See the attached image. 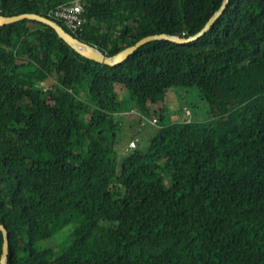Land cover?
Masks as SVG:
<instances>
[{"label": "trees", "instance_id": "trees-1", "mask_svg": "<svg viewBox=\"0 0 264 264\" xmlns=\"http://www.w3.org/2000/svg\"><path fill=\"white\" fill-rule=\"evenodd\" d=\"M76 1L82 32L51 15ZM223 2L0 0V16L50 18L112 57L195 36ZM176 87L211 121L168 120ZM129 112L157 128L147 149H121ZM0 225L8 264H264V0H230L198 40L116 66L36 20L0 27Z\"/></svg>", "mask_w": 264, "mask_h": 264}, {"label": "water", "instance_id": "water-1", "mask_svg": "<svg viewBox=\"0 0 264 264\" xmlns=\"http://www.w3.org/2000/svg\"><path fill=\"white\" fill-rule=\"evenodd\" d=\"M229 1L230 0H224L221 8L210 18L206 26L195 36H192L189 38H183V37L181 38V37L171 36L167 34L149 36V37H146L140 40L135 45L124 49L123 51L119 52L118 54L112 57H109L103 54L97 48L91 45L81 42L80 40L75 38L73 35L68 33L59 23L55 22L54 20L50 18H45L37 14H21L17 16H0V27L18 23L26 19L36 20L54 29L56 33L58 34L59 38L63 39L80 55L86 57L87 59L98 62L102 65L116 66L124 62L126 59H128L139 48L143 47L144 45L152 41L167 40V41L174 42L177 44H188L195 40H198L210 30V28L213 26L215 21L219 18V16L225 10ZM0 231H2L3 236H4L3 252L1 255L0 263L8 264V256H9V251H10V235H9L8 230L3 225H0Z\"/></svg>", "mask_w": 264, "mask_h": 264}, {"label": "rangeland", "instance_id": "rangeland-1", "mask_svg": "<svg viewBox=\"0 0 264 264\" xmlns=\"http://www.w3.org/2000/svg\"><path fill=\"white\" fill-rule=\"evenodd\" d=\"M133 5L136 7L135 3ZM167 95V100L164 104L166 105L168 120L208 122L213 118L208 103L200 97L196 89L176 87L170 89ZM186 110H190L191 114L187 115ZM122 120L125 121V124L127 122V125L124 126L127 130L123 128L126 139L121 149L124 148L128 139L131 140L133 138H138V144H136V147L141 148L142 150L147 149L149 147L150 138L153 136L157 128L151 126L140 128L137 122V120H140L139 115L132 114L131 112L127 113V117L124 116V119ZM151 121L152 120L145 119L143 125H150ZM120 151L121 150L119 149V152ZM74 229V227H71L64 230L56 237H49L44 245L57 249L60 243L64 242L66 237L69 236Z\"/></svg>", "mask_w": 264, "mask_h": 264}, {"label": "built area", "instance_id": "built-area-1", "mask_svg": "<svg viewBox=\"0 0 264 264\" xmlns=\"http://www.w3.org/2000/svg\"><path fill=\"white\" fill-rule=\"evenodd\" d=\"M82 11V5L76 1L53 9L51 15L54 18L61 20L70 30L82 32L81 27L84 24L81 17ZM44 90L47 91L48 88H44ZM136 144L135 141L131 142V148H136Z\"/></svg>", "mask_w": 264, "mask_h": 264}, {"label": "bare ground", "instance_id": "bare-ground-1", "mask_svg": "<svg viewBox=\"0 0 264 264\" xmlns=\"http://www.w3.org/2000/svg\"><path fill=\"white\" fill-rule=\"evenodd\" d=\"M83 7V6H82ZM84 22V21H83ZM54 30V29H53ZM138 142V141H137Z\"/></svg>", "mask_w": 264, "mask_h": 264}]
</instances>
